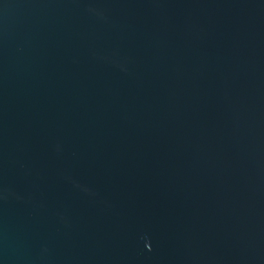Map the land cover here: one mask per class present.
<instances>
[{
	"label": "water",
	"instance_id": "obj_1",
	"mask_svg": "<svg viewBox=\"0 0 264 264\" xmlns=\"http://www.w3.org/2000/svg\"><path fill=\"white\" fill-rule=\"evenodd\" d=\"M0 264H264V0H0Z\"/></svg>",
	"mask_w": 264,
	"mask_h": 264
}]
</instances>
